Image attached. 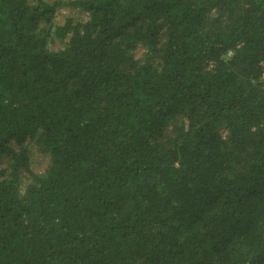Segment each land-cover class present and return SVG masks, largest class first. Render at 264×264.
I'll return each instance as SVG.
<instances>
[{
  "label": "trees",
  "instance_id": "obj_1",
  "mask_svg": "<svg viewBox=\"0 0 264 264\" xmlns=\"http://www.w3.org/2000/svg\"><path fill=\"white\" fill-rule=\"evenodd\" d=\"M0 264H264V0H0Z\"/></svg>",
  "mask_w": 264,
  "mask_h": 264
},
{
  "label": "rangeland",
  "instance_id": "obj_2",
  "mask_svg": "<svg viewBox=\"0 0 264 264\" xmlns=\"http://www.w3.org/2000/svg\"><path fill=\"white\" fill-rule=\"evenodd\" d=\"M49 2H54L56 0H48ZM68 18H74L78 21H87L88 17L87 14L80 12L79 10H73L69 7H63L60 8L56 14L55 22L57 24L63 23ZM53 49L57 50L63 47L61 43L58 41L55 42L53 45ZM146 48L142 46H137V48L134 50V56L136 59L144 60L146 55ZM31 149V163H32V169L37 173H43L47 166L49 165V158L37 149V147L33 144L30 145ZM9 159H5L4 162L1 165L2 169H5L8 167ZM24 172H21L19 175L20 177L24 176Z\"/></svg>",
  "mask_w": 264,
  "mask_h": 264
}]
</instances>
